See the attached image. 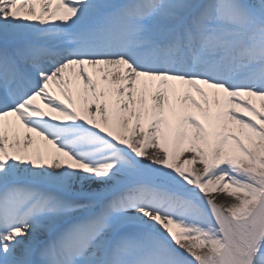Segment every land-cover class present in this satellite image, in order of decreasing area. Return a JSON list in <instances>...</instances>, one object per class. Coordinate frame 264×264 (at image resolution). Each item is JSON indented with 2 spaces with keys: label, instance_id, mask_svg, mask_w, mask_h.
Wrapping results in <instances>:
<instances>
[{
  "label": "snow or ice",
  "instance_id": "snow-or-ice-1",
  "mask_svg": "<svg viewBox=\"0 0 264 264\" xmlns=\"http://www.w3.org/2000/svg\"><path fill=\"white\" fill-rule=\"evenodd\" d=\"M0 264H264V0H0Z\"/></svg>",
  "mask_w": 264,
  "mask_h": 264
},
{
  "label": "bare ground",
  "instance_id": "bare-ground-1",
  "mask_svg": "<svg viewBox=\"0 0 264 264\" xmlns=\"http://www.w3.org/2000/svg\"><path fill=\"white\" fill-rule=\"evenodd\" d=\"M220 199H223V197H221Z\"/></svg>",
  "mask_w": 264,
  "mask_h": 264
}]
</instances>
